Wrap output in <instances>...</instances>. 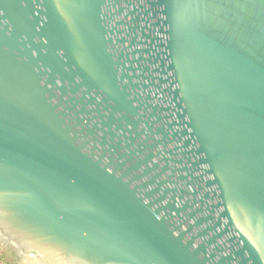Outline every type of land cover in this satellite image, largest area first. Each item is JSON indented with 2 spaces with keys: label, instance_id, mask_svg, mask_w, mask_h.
Here are the masks:
<instances>
[{
  "label": "water",
  "instance_id": "95a60500",
  "mask_svg": "<svg viewBox=\"0 0 264 264\" xmlns=\"http://www.w3.org/2000/svg\"><path fill=\"white\" fill-rule=\"evenodd\" d=\"M0 241L264 264V0H0Z\"/></svg>",
  "mask_w": 264,
  "mask_h": 264
},
{
  "label": "flooded vegetation",
  "instance_id": "af4514ba",
  "mask_svg": "<svg viewBox=\"0 0 264 264\" xmlns=\"http://www.w3.org/2000/svg\"><path fill=\"white\" fill-rule=\"evenodd\" d=\"M19 259L16 250L0 241V264H18Z\"/></svg>",
  "mask_w": 264,
  "mask_h": 264
},
{
  "label": "bare ground",
  "instance_id": "6f19581e",
  "mask_svg": "<svg viewBox=\"0 0 264 264\" xmlns=\"http://www.w3.org/2000/svg\"><path fill=\"white\" fill-rule=\"evenodd\" d=\"M30 264H35V263H32V262H31Z\"/></svg>",
  "mask_w": 264,
  "mask_h": 264
}]
</instances>
